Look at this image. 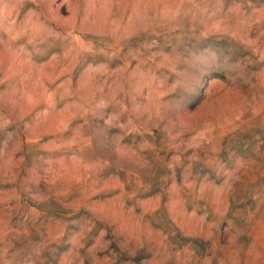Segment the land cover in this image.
I'll use <instances>...</instances> for the list:
<instances>
[{
  "label": "rangeland",
  "instance_id": "rangeland-1",
  "mask_svg": "<svg viewBox=\"0 0 264 264\" xmlns=\"http://www.w3.org/2000/svg\"><path fill=\"white\" fill-rule=\"evenodd\" d=\"M0 264H264V0H0Z\"/></svg>",
  "mask_w": 264,
  "mask_h": 264
}]
</instances>
